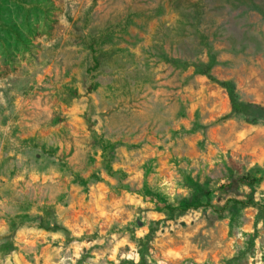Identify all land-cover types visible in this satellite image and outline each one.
Segmentation results:
<instances>
[{"label":"rangeland","instance_id":"obj_1","mask_svg":"<svg viewBox=\"0 0 264 264\" xmlns=\"http://www.w3.org/2000/svg\"><path fill=\"white\" fill-rule=\"evenodd\" d=\"M214 61L264 105V0H0V264H264Z\"/></svg>","mask_w":264,"mask_h":264},{"label":"trees","instance_id":"obj_2","mask_svg":"<svg viewBox=\"0 0 264 264\" xmlns=\"http://www.w3.org/2000/svg\"><path fill=\"white\" fill-rule=\"evenodd\" d=\"M214 63H202L198 62L194 64L197 70V74L205 76L210 82L216 84L220 88L224 89L229 99L231 112L228 117L239 115L244 118L245 123L252 126L260 124L261 119L264 122V105L257 102L243 101L240 98L239 92L234 82L229 80H221L212 74V68ZM240 182L254 185L258 180L253 177H242Z\"/></svg>","mask_w":264,"mask_h":264}]
</instances>
